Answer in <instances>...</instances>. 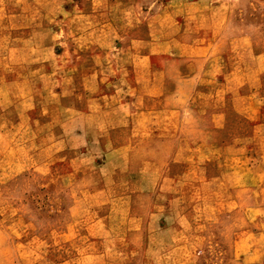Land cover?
I'll list each match as a JSON object with an SVG mask.
<instances>
[{"label": "rangeland", "instance_id": "obj_1", "mask_svg": "<svg viewBox=\"0 0 264 264\" xmlns=\"http://www.w3.org/2000/svg\"><path fill=\"white\" fill-rule=\"evenodd\" d=\"M176 1L0 0V264H264V0Z\"/></svg>", "mask_w": 264, "mask_h": 264}, {"label": "crops", "instance_id": "obj_2", "mask_svg": "<svg viewBox=\"0 0 264 264\" xmlns=\"http://www.w3.org/2000/svg\"><path fill=\"white\" fill-rule=\"evenodd\" d=\"M174 2H177L176 0H173ZM182 4V3H181ZM172 4L170 2H167L166 4H162V17L164 18H171L170 16V7ZM174 5H179V4H174ZM198 6V0H190V1H186V3H184V5L182 6L183 9L185 11H191L192 12L194 10H196ZM180 9V8H179ZM193 16H195V12H193L192 14ZM188 16H190V14H185V17L187 18ZM199 16V15H198ZM197 17V15H196ZM175 20V19H174ZM177 20V19H176ZM178 22V21H176ZM214 22V21H213ZM204 35L203 36V40L197 41V39H189L190 43H186L185 42V38L180 36V33L177 31L176 35H172L170 37H166L164 34H160V35H155L153 37V42H158L161 44H171V54L173 53H177L179 56L180 55H184L185 58H180L181 60H171L170 62L167 63H161L160 67L157 69L159 71L156 70V66L157 64L153 63V59H152V54H154V51L152 50H145L144 52H140V54H135L134 56V62L132 63L133 65V69L134 71H145L146 76L143 78H139L140 83L145 84V85H150V79L152 80H160V81H164L167 78V74H163L164 70H168L170 67L171 68H178V67H182L184 65V63L189 62V63H195L196 60L198 59L197 57H201L202 55H207L212 54V52L214 51V47L210 46V44H207L205 42V40L207 38H211L213 39V41H216V39L218 37H220L223 32L216 30L214 28H211L210 30H205L204 31ZM241 38H246V39H254L252 35H249L248 31H243L240 35H238ZM190 38V37H189ZM234 38V34L230 33V31L228 30V42H230V39ZM198 39H200V36L198 37ZM215 39V40H214ZM167 50V49H166ZM233 51L235 50V48H230L228 49L229 51ZM247 52H254V46L251 45L249 47V50ZM261 53H258L255 55V59H256V64H258L259 60H260V55H264V51L260 50ZM162 53H169L168 51L162 52ZM255 53V52H254ZM190 56V57H189ZM167 58H169L167 56ZM199 63H195L196 69L197 70H201V69H207L208 67H210L207 63L205 64V62L201 63L200 65H198ZM205 65V66H204ZM246 66H241V68H245ZM249 67H255L254 65H251ZM259 68V66L257 67ZM193 69V68H192ZM156 70V71H154ZM142 71V72H144ZM148 74V75H147ZM200 75V72H197L195 76ZM138 79V78H137ZM185 79V78H184ZM187 79V78H186ZM164 98V97H163ZM145 100V98H144ZM145 102V101H144ZM134 105V109H132L130 111L131 115H134V113L136 114L137 111H139L140 113H146V110L144 109V107H141L139 110L136 109V104L134 101L131 102ZM193 150L196 151H200L202 150V144L201 143H194L193 144ZM187 146V147H186ZM189 145H185L184 142L180 143L178 146V149L184 150L185 148H188ZM205 148V146L203 147ZM178 155V154H177ZM206 163H208L211 159L207 157L206 159ZM176 163H183V159L180 156L176 157V160L174 161ZM170 175V174H168ZM130 177H148L146 175H144V173H136V175H131ZM176 177H178V175H176Z\"/></svg>", "mask_w": 264, "mask_h": 264}]
</instances>
